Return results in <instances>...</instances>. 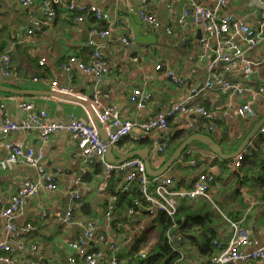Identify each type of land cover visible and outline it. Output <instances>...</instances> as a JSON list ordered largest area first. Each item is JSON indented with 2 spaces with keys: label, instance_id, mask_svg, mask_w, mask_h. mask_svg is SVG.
<instances>
[{
  "label": "crops",
  "instance_id": "obj_1",
  "mask_svg": "<svg viewBox=\"0 0 264 264\" xmlns=\"http://www.w3.org/2000/svg\"><path fill=\"white\" fill-rule=\"evenodd\" d=\"M196 1L209 7L217 2ZM71 2L86 9L96 6L107 14L112 23L109 35L101 38L92 34L93 30L108 29L107 21L90 20L87 16L84 22H76L73 20L74 14L64 5L61 14L44 29L43 34L30 36L27 29L35 20L43 17L39 5L24 6L21 0H0V38L6 41L5 53L11 57V74L5 77L1 60V54L4 53H0V83L15 89L38 91L36 95L0 92V102L5 104V111L12 121L23 123L29 120V112L19 106L21 102L27 101L33 103L36 109L46 110L51 120L68 123L74 115L94 124L84 105L49 95L50 91L64 92L52 90L47 82L35 80L45 78L55 81L68 88L69 94L75 97L86 99L85 97L91 96L94 78L92 75L83 73L77 64L72 65V78L63 69V64L71 56L79 57L85 63L90 62V48L87 45L90 38L102 44L104 59L109 65L108 74L100 89V102L103 107L112 108V116L145 121L187 98L192 100L193 105L205 106L214 115L209 123L216 125L213 130L208 129L205 118L197 113L177 115L172 118L165 132L153 131L144 134L135 128L128 136L130 142L121 145V148L114 147L117 157L146 148L149 149L153 167L160 168L169 157L157 151V143L162 137L169 140L180 129L210 135L220 141L225 153L230 154L264 116V93H255L259 86H264V43L251 53V59L256 63L255 73L250 81L251 90L234 97L224 87L205 88L197 92L196 87L208 75L211 55L204 59L201 57L202 29L191 20L183 25L179 23L187 0H148L146 3L143 0H63L65 4ZM169 3L171 7H168ZM263 4L264 0H228L223 12L244 18L264 36ZM142 7L158 19L159 28L143 23L139 16ZM101 24H105V28H101ZM131 32L136 36V42L126 46L121 42V37ZM211 45H215V40H212ZM42 58L46 59L44 65L39 64ZM158 64L163 65L162 71H157ZM167 69L182 81L175 83L167 75ZM238 72L240 75V71ZM135 88L143 91L141 107L130 100ZM245 102L254 105L257 113L255 118L233 119L226 114L231 106ZM89 104L100 122L99 114L91 102ZM100 124L108 138L106 126L101 122ZM200 129L205 132H200ZM260 134L258 132L250 144L254 146ZM8 140L35 148L42 147L45 152L44 171L48 175H54V183L57 185L56 189L42 185L39 193L31 197L14 218V223L19 227L14 236L25 241L27 247L38 245L36 252L27 248L20 253L18 258L15 257L14 264H30V259L34 260V264H87L80 257H77L76 263L70 262L75 251L70 248L69 243L76 240L82 232L81 221L93 220L97 223L98 233H112L118 246L116 254L121 259V264H139L126 255L128 250L137 255L134 249L138 239L147 238L148 242L140 247L147 254L149 246L160 240L161 228L156 221L158 212L151 211L148 205H144L136 213H127L128 221L119 223L118 230L111 227V217L107 213L117 196L109 189L110 177L106 175L100 162L90 164L84 160L67 131L53 134L46 142L37 130L13 132ZM5 143V139H0L1 157L8 153ZM250 144L246 151H251ZM185 155L196 159L197 165L176 163L166 175L174 178L177 187L188 188L200 173H213L215 181L211 187V195L213 200L216 198L218 201L213 210L205 198L180 199L179 206L180 209L183 208L181 216L184 217L181 221L189 218L193 222L194 230L190 235L207 233L210 229L216 231V240L213 242L216 253L215 243H226L230 238L232 231L225 218L228 217L227 219L239 221L241 226L251 232L252 244L246 247L245 252L264 246V179L259 176L258 165L235 167L236 157L221 160L207 146L197 143L192 144ZM251 158L254 161L264 158V144L260 146L256 156ZM97 164H101V173L96 172ZM86 175L88 180L85 179ZM118 176L120 179L114 180L116 192H120L124 182L119 173ZM38 178V171L24 163L0 170V198L8 204L14 194L29 181H37ZM107 202L108 208L105 205ZM69 210L73 212V220L66 224L62 217ZM206 213L212 214L211 220L204 217ZM157 228L159 234L155 235ZM182 235L183 241L180 244L173 245L168 238L167 241L173 251L181 253L183 262L212 264L211 257L203 255L190 236ZM9 237L13 236L6 232L0 220V241ZM27 243H30L29 246ZM90 248L101 249L104 246L94 238ZM252 264H264V259L255 260Z\"/></svg>",
  "mask_w": 264,
  "mask_h": 264
},
{
  "label": "built area",
  "instance_id": "obj_2",
  "mask_svg": "<svg viewBox=\"0 0 264 264\" xmlns=\"http://www.w3.org/2000/svg\"><path fill=\"white\" fill-rule=\"evenodd\" d=\"M145 3L148 0H143ZM170 1V0H169ZM228 0H217L214 6H204L196 0H187L185 8L179 19L180 24H185L188 20L201 27L203 31L202 38V58H207L209 55L216 53V58L208 65V78L205 88H212L216 83H223L224 88L231 93V96H242L247 91L251 90L250 81L255 73V62L251 59V53L258 46L264 43V36L260 35L244 18L237 17L232 13H224ZM24 6H32L38 4L43 12L41 19L35 20L27 29L28 34L36 35L43 34L45 27L51 25L57 17L54 9L55 4H63L65 8L72 12L73 20L76 22H84L87 13H92L96 19L108 22V29L93 30V35H99L101 38H106L110 31L112 23L107 14L98 9L96 6H91L89 9L76 5L75 3H63V0H21ZM171 7V4H168ZM262 17L264 19V4L262 8ZM139 16L146 25L159 28L160 22L149 11L142 7L139 10ZM125 24V22L123 23ZM170 33V29H167ZM212 40H215V45H211ZM121 42L126 46H131L136 42V36L131 32L128 35L121 37ZM88 47L91 51V60L85 63L79 57L71 56L63 69L72 78V65L77 64L79 69L86 74L92 75V95L85 97L97 111L100 122L106 126L108 143L102 138L98 128L92 122H87L84 119L72 116L68 123L54 121L49 118V114L44 109H36L31 102L23 101L19 104L21 108L29 112V120L23 123H17L10 119L5 111V104L0 102V139H5V147L8 151L5 157L0 156V170H6L10 167L24 163L35 168L39 173L37 181H29L23 188L12 196L8 204L0 198V220L3 223V228L9 237L4 241H0V264H14L16 261L15 254L26 251L29 248L32 252H36L38 245L33 244L27 247L25 241L14 236L19 227L14 223V218L18 215L23 207L27 204L31 197L36 196L42 185L50 189H56L54 183V175L45 173L43 165L45 161V152L42 147H31L24 144L8 140V136L17 131L37 130L40 137L46 142L53 134L61 131H67L74 143L77 144L79 154L85 161L90 164L100 162L105 169L106 175L109 177L112 173L123 175L122 190L128 191L132 188L134 182L140 183V190L145 201L148 203L149 209L153 212H164L174 220H182L184 217L179 216L178 208L180 199L187 198L197 200L205 198L208 201H213L211 195V187L215 181V175L209 172L200 173L190 187H177L175 180L170 175L150 176L146 171L145 163L139 157L129 159L121 164L109 163L106 160L108 145H115L125 136H129L133 129L138 128L144 134L153 131H167L169 128V119L176 117L179 114L197 113L203 118L212 120L213 113L201 104L193 105L190 98L184 99L170 106L166 111L159 112L155 117L145 120H131L121 117L112 116L111 107H103L100 102V89L105 82V77L109 71V65L104 59L102 52V44L90 38ZM209 57V59L211 58ZM2 71L5 77L11 74V57L7 54H1ZM46 59L42 58L39 61L40 65L45 64ZM157 71L163 70V65L156 66ZM240 71V75L238 74ZM166 73L175 83H180L182 80L176 76L171 70L167 69ZM36 81L47 82L52 90L69 93L68 88L60 86L55 81H48L45 78H35ZM153 79H151L152 81ZM256 94L264 93V86H259ZM130 100L132 103L142 106L144 100L143 91L141 88H135L131 94ZM231 118L257 116L256 109L251 102H245L238 106H231L226 113ZM211 123V122H210ZM215 124H210L209 129L213 130ZM260 133H264V126L260 128ZM251 148L253 144L251 143ZM167 146V140L162 137L157 143V151L163 152ZM249 148V147H248ZM246 148L235 158V167H240L244 159V155L250 154L251 151H246ZM178 164L189 163L191 166L197 165V160L189 158L185 154L177 161ZM140 207L143 204L139 203ZM110 206L108 215L110 217ZM130 214L134 210H130ZM180 217V218H179ZM230 227V238L226 243L216 242V253L211 257L212 264H252L255 260L264 259V246L260 249L245 252L247 246L252 244L251 232L240 225L239 221L227 219ZM73 220V212L67 211L62 217V221L66 224ZM80 226L82 232L78 238L69 243L72 250L75 251V256H71L70 262L76 263L77 257L87 264H121L122 261L116 254L118 248L112 233H98L97 223L93 220L81 221ZM176 231V230H175ZM96 238L97 241L104 246L101 249H91L90 243ZM169 243L173 245L180 244L183 241V235L178 232L167 235ZM137 255L141 258L147 256V252L139 250ZM30 264H34V260L30 259ZM175 264H187L180 258Z\"/></svg>",
  "mask_w": 264,
  "mask_h": 264
},
{
  "label": "trees",
  "instance_id": "obj_3",
  "mask_svg": "<svg viewBox=\"0 0 264 264\" xmlns=\"http://www.w3.org/2000/svg\"><path fill=\"white\" fill-rule=\"evenodd\" d=\"M64 5L63 4H55L54 9L57 13V16H59L63 10ZM86 16L90 18V20H95L96 17L92 13H88ZM105 24H101V28L104 27ZM46 28V27H45ZM103 29H100V31ZM7 49V43L6 41L1 40L0 38V53H5V50ZM90 51V50H89ZM90 57H91V51ZM172 120L169 119V123ZM205 121L207 122L208 129L210 127V122L211 120L206 119ZM200 132H205L204 130L200 129ZM194 133L193 130L188 129H180L173 133L170 136V139L167 140V146L161 154L165 153L167 157H170L171 154L174 152V150L182 143L185 137L188 135ZM131 140L128 138V136L123 137L116 145L118 148H121V145H124L125 143L130 142ZM139 141V140H137ZM264 144V133H261L260 136L255 140V145L251 148V153L245 155L242 165L241 166H246L252 164V167L255 165H258L259 169V176L264 179V158L261 161H254L251 157L256 156L258 149H260V146ZM97 169L96 172L101 173V164L96 165ZM250 167V166H249ZM123 178V175H120ZM109 179V189L113 191V194L117 196V200L113 204V209L111 211L110 217V225L111 227L117 229V226L119 223H124L128 221L127 218V213L130 212V210L136 211L141 210L142 207L139 206V203L143 204V206H147L148 203L145 201L143 194L141 193L140 190V183L138 181L134 182L132 188L128 191H123L122 188L120 189V192H116L115 190V182L114 180H119L120 177H117V173H112ZM85 179L88 180V175L85 176ZM106 207L108 208L109 202H107ZM106 209V208H105ZM107 210V209H106ZM183 208L180 206L178 208V213L179 216L181 215V211ZM188 216V215H187ZM204 217L208 220H211L212 214L211 213H206ZM180 218V217H179ZM156 221L159 223V226L161 228V237L158 242H155L154 245H152L148 251L147 257L144 259H141L139 255H135L133 260L135 262H138L139 264H174L177 258H181V253L179 251H173L171 246L168 244L167 241V235L168 232L174 233H182L186 236H190L192 239V242L197 244L199 247L198 249L201 250L203 255H206L208 258L212 257L215 252H214V245L213 242L216 240V231L213 232L211 229L207 233H200L194 234L191 236L190 234L193 233L194 227L193 222L189 221V218L185 221H181L180 219L174 220L173 218L169 217L166 213L164 212H159L156 216ZM176 230V231H175ZM192 230V231H191ZM191 231V233H190ZM148 242L147 238L142 237L137 240L136 242V247H135V252L138 253L140 250V247L142 244H146ZM28 246L30 243H27ZM22 253V252H20ZM16 254L15 257H19Z\"/></svg>",
  "mask_w": 264,
  "mask_h": 264
},
{
  "label": "water",
  "instance_id": "obj_4",
  "mask_svg": "<svg viewBox=\"0 0 264 264\" xmlns=\"http://www.w3.org/2000/svg\"><path fill=\"white\" fill-rule=\"evenodd\" d=\"M201 28V27H200ZM216 58V53H213L211 58L208 61V65L212 63V61ZM208 75L204 76L198 85L196 87L195 91H200L202 89H205L206 81H207ZM224 87L223 83H216L212 86V88H219ZM0 92L1 93H8V94H26V95H36L38 91L36 90H21V89H15L13 87H9L7 85H4L0 83ZM51 96L58 97V98H64L68 99L70 101L81 103V105H84L90 112V116L95 124V126L98 128L100 135L102 138L108 143V138L106 137V134L101 129V124L97 119V116L95 115L91 105L86 99H82L80 97L72 96L69 93H57L54 91L49 92ZM264 126V116L261 118V120L255 125V127L252 129V131L247 135V137L242 141V143L239 145V147L233 151L232 153L228 154L225 153L220 141L215 140L210 135L204 134V133H192L188 135L182 143L174 150V152L171 154V156L164 162V164L160 168H154L149 149H136L133 151H130L123 155L122 157H117L114 154V147L112 145H108L107 153H106V160L109 163L113 164H121L129 159L139 157L142 159L146 166L147 173L152 176H161L166 174L167 171L172 170L174 165L177 163L179 158L184 155L188 148L194 144H203L207 146V148L210 150L211 153L215 154L217 157L221 158V160H227L237 157L240 153H242L246 148H248L250 142L254 139L256 134L259 132L260 128Z\"/></svg>",
  "mask_w": 264,
  "mask_h": 264
},
{
  "label": "rangeland",
  "instance_id": "obj_5",
  "mask_svg": "<svg viewBox=\"0 0 264 264\" xmlns=\"http://www.w3.org/2000/svg\"><path fill=\"white\" fill-rule=\"evenodd\" d=\"M218 203V201H217V199L215 198L213 201H209V205L211 206V208L213 209V210H215V207H216V204ZM158 235L159 234V229L157 228V230L155 231V235ZM149 247H151V246H149ZM148 247V248H149ZM147 248V249H148ZM150 249V248H149ZM126 252H127V250H126ZM129 258H134V256H135V253H134V251H131V250H128V252H127V254H126Z\"/></svg>",
  "mask_w": 264,
  "mask_h": 264
}]
</instances>
